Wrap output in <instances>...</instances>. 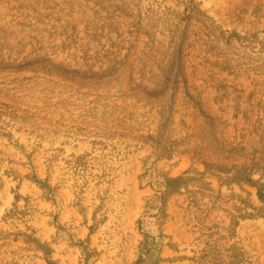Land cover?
<instances>
[{"label": "rangeland", "instance_id": "obj_1", "mask_svg": "<svg viewBox=\"0 0 264 264\" xmlns=\"http://www.w3.org/2000/svg\"><path fill=\"white\" fill-rule=\"evenodd\" d=\"M0 264H264V0H0Z\"/></svg>", "mask_w": 264, "mask_h": 264}]
</instances>
